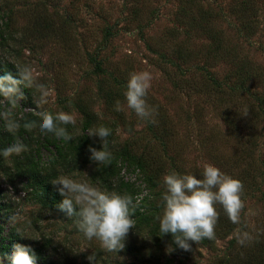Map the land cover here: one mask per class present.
<instances>
[{"label": "rangeland", "instance_id": "374dc122", "mask_svg": "<svg viewBox=\"0 0 264 264\" xmlns=\"http://www.w3.org/2000/svg\"><path fill=\"white\" fill-rule=\"evenodd\" d=\"M33 1L0 0V6L3 2L12 9L25 8L13 10V24L0 38V58L7 62L14 78H19L16 65L33 67L38 82L51 93L49 103L39 110L53 115L61 111L72 114L77 123L60 125L73 139H62L65 159L53 160L47 157L46 148H50L48 143L56 136L41 133L39 128L29 131L23 126L40 120L33 112L38 110L34 99L39 92L22 88L26 98L14 108L0 102V114L10 109L21 124L8 141H0V152L17 140L28 147L19 156L5 159L0 155L3 230H15L31 245L40 246L52 264H93L87 259L93 253L95 264H216L227 248L233 252L255 244L260 247L261 254L256 253L264 264V103L258 107L259 100L255 103L252 96L264 99V0L245 3L247 13L255 21V33L248 38L250 45L236 35L238 24L230 11L243 0L194 1L181 9L187 12L183 23L176 17L178 0H87L86 4H82L83 0L46 1V15L52 24L56 28L60 23L66 25L61 29L62 39L51 42L43 41L35 31L27 34L26 26L30 24H25L26 17L43 16V12H34L28 6ZM205 5L211 9V18L200 30L203 18L199 9ZM7 12L1 7L0 18L4 19ZM108 25L113 32L110 36L104 35ZM217 28L221 29L220 38L226 46L216 55L219 60L210 66L212 75L220 80L229 71L223 59L229 50L228 43L239 46L236 51L240 59L250 61L253 69L249 90L226 105L214 91L205 94L204 84L209 82L195 69L210 49L207 33ZM21 33L25 34L22 39ZM145 70L153 76L146 101L157 109L154 119L165 127L166 136L156 137L150 121L140 119L126 106L124 92L129 74ZM108 84V90L118 94L105 104ZM230 87L226 83L220 85L223 93ZM117 102L122 111L115 110ZM245 109L247 115H243ZM229 118L235 120L234 125L226 122ZM4 125L0 115V137L5 134ZM101 125L111 133L108 150L112 155L107 165H97L89 159V146L99 150L101 143L98 137L87 135L88 129ZM150 155L158 157L165 168L155 183ZM134 163L140 167V170L135 167L136 174L131 169ZM174 163L179 171L174 172L178 174L202 178L203 166L211 164L239 179L244 186L240 227L225 238H218L215 233L210 246L204 240L199 244L190 242V251H176L171 234L160 236L155 217L162 211L161 180ZM31 165L39 168L49 181L67 175L121 195H124L122 181L131 183L136 194L142 190L147 194L139 210L149 220L140 231H129L123 250L105 252L99 241H90L77 230L75 217L68 219L58 209L44 205L27 175ZM12 214L20 217L15 224L9 223ZM242 232L251 236L245 245L238 244L236 239ZM169 247L173 249L170 252ZM0 264H5L2 259Z\"/></svg>", "mask_w": 264, "mask_h": 264}, {"label": "clouds", "instance_id": "9594fccd", "mask_svg": "<svg viewBox=\"0 0 264 264\" xmlns=\"http://www.w3.org/2000/svg\"><path fill=\"white\" fill-rule=\"evenodd\" d=\"M16 69L19 78H14L12 73L7 71L0 76V97L3 98L0 102H6L14 108L26 98L21 89L34 88L39 92V97L34 99L38 110L33 109V112L40 120L27 122L23 125L24 128L29 131L39 128L41 133H53L65 141L72 140L73 136L60 125L75 126L76 117L63 111L53 115L49 111L39 110L49 103L50 90L38 82V75L30 65H16ZM152 80L151 72L146 70L130 73L124 96L127 108L136 116L155 123L154 115L157 109L149 106L146 101ZM115 110H123L119 102L116 103ZM247 113L248 110L245 109L243 115ZM0 115L5 121V131L14 134L21 127L10 109ZM110 134V129L102 125L88 129L87 135L98 137L101 143L99 150L92 146L88 149L91 154L89 159L95 161L97 165L110 163L112 155L108 150ZM27 151V145L17 140L4 148L0 155L8 159ZM201 177L172 172L164 175L162 180L164 189L162 211L155 217L159 223L160 236L171 234L173 243L185 251L191 250L190 242L199 244L204 239H215V226L219 218L217 204L222 207L233 224L241 222V213L244 209L241 198L244 186L239 179L223 173L211 164L203 166ZM51 183L63 197L56 206L57 209L68 219L76 218L75 226L86 239L99 241L105 252H118L124 249V240L129 231L136 226V221L132 217L139 206L138 199L134 202L127 194L102 191L86 181L67 175H60L52 179ZM19 219L18 214H12L9 223L15 224ZM236 239L238 244L245 245L251 240V236L247 232H242L237 234ZM172 250L171 247L168 248L169 252ZM36 258L30 246L17 243L13 245L9 259L10 264H35ZM87 259L95 264L94 253Z\"/></svg>", "mask_w": 264, "mask_h": 264}, {"label": "trees", "instance_id": "16d2710c", "mask_svg": "<svg viewBox=\"0 0 264 264\" xmlns=\"http://www.w3.org/2000/svg\"><path fill=\"white\" fill-rule=\"evenodd\" d=\"M46 1H53V0H35L33 1V4L28 5L29 7H32V11L39 13L43 12V16H38V15H31L30 17H26V22L25 24H30V26H26V31L27 34L32 33V31H35V33L43 40V41H56L62 39L60 37V33H63L64 31L61 29H65L66 25H58L57 28L55 25L52 24L51 20L49 17L46 15L47 11V6H46ZM85 1V2H84ZM87 0H83L82 4H86ZM200 2L201 0H178V10H177V18H181V22H184V17L186 16L187 12L186 10L184 12L181 11L182 8L190 6L192 2ZM244 2L239 1L238 5L236 8H230L231 14L234 16V19L237 21V28H236V35L238 37H242V40H248V38L255 33V21H254V16L251 15V13H247L248 10L246 8V2L248 0H243ZM2 6L0 8H5L9 10V13L7 12L6 16L4 19L0 18V38H3L5 35L4 33L6 32L7 27H10L13 24V19L11 17L13 10L21 11L25 9L24 7L17 6L14 9L10 8V6L6 3L2 2ZM206 7L203 8L202 10L199 9V16L202 19V23L199 25V29L202 30L203 27L206 25L207 20L211 18V9H209L208 5H205ZM180 8V10H179ZM238 8V9H237ZM64 24H66L64 22ZM143 26V25H142ZM142 26L138 27V30L142 28ZM221 29L217 28V30L210 31L207 33V38L209 40V47L210 49L207 50L206 54L207 57H205L204 61H202V64L200 65H195V69H198L201 71L207 78L209 83L204 84L205 89L203 90L205 94L210 91H214L216 96L219 97L221 95L222 100H219L221 103H224L226 105L228 101L230 102L232 99H234L235 96H241L242 93H246L249 90V82L253 78V69L251 68L250 61L247 59H240V56L237 54L236 49L239 48V46L235 44H229L228 47L229 50L226 53V56L223 58L225 59V62L228 63V69L229 71L225 73L220 80L214 77L212 75L210 66L212 64H215V61L219 60V58L216 56L219 54L220 50L222 49L223 46H226L225 43L222 42V39L220 38L222 31L220 32ZM113 32H111V27L110 25L105 27L104 35L110 36ZM8 37H11L10 35H7ZM15 37V36H14ZM18 37V36H17ZM25 34L21 33L19 35V38H24ZM104 39V38H103ZM102 39V41H103ZM248 45H250V41H246ZM229 53H230V58H229ZM174 57V56H173ZM170 62H174V59L172 61V58H169ZM220 59V60H223ZM7 62H4L3 59L0 58V76L4 75L5 72H11L9 67L7 66ZM100 67V66H99ZM114 80V79H113ZM221 83H226L227 85L231 86L230 88H226L228 91L226 93H223L222 89L220 88ZM109 84L107 86V89L104 91V101L105 104L106 102H110L116 93L115 91H109ZM114 92V93H112ZM114 94V95H113ZM253 96V100L255 103L259 100L258 107L261 105V103H264V99H259L255 95ZM254 104V103H253ZM255 105V104H254ZM257 107V106H256ZM261 107V106H260ZM80 110L86 114L87 111L85 108L80 107ZM88 124V121H86ZM227 123H231L232 125L235 124V120L228 119L226 121ZM150 129L154 133L156 137H160L159 135H165L166 136V129L164 126H162L158 121L155 123H152L150 121L149 123ZM12 133H9L5 131V134L1 136L0 141H8L10 139V136ZM62 139L61 138H54L51 142L48 144L50 145V148H46L48 151L47 157L51 159H65L66 152L65 149L63 148L64 146L61 144ZM70 153V152H68ZM71 155V154H70ZM160 159L157 157H153L150 155L149 157V162L153 163V168H154V180L153 183L156 182L157 178L161 174L162 171H164V165L159 162ZM36 162V161H34ZM133 167L131 168L132 170L137 167L140 170V167L138 163L132 164ZM174 171H178V166L177 164H173L170 169L167 170V174H170ZM27 175L31 179V185L33 186L35 190V194L42 199V202L44 205L57 209V205L62 201V198L58 194V192L55 190L53 187L51 181L48 180L47 177H45L41 172L39 171V168L34 167L31 165L28 166L27 168ZM245 176L246 173H245ZM249 177V176H247ZM155 181V182H154ZM162 181V180H161ZM160 181V182H161ZM122 189L124 194H127L133 198V195L135 194L133 185L131 183H127L122 181L121 183ZM164 190H161L160 196L162 197ZM144 201V200H142ZM142 203V202H141ZM140 206H138L134 212L133 219L136 221V226L134 228L135 232L140 231L144 224H147L148 218L143 215V213L139 210ZM216 209L219 212V218L217 221V224L215 226V233L218 238H225L226 236L230 235V233L237 229L238 226L240 227V223L238 224H233L226 216L224 213L222 207L217 204ZM5 221L1 219L0 217V259L4 261L5 264H10V255L13 250V245L14 244H22L26 246H30L33 251L36 254V261L35 264H52L50 261L46 259L44 256L42 249L40 246H33L31 245L25 238L20 236L15 230H12L8 228L7 230H3V223ZM204 241H207V245L210 246L212 240L204 239ZM232 244V243H231ZM174 249L176 251L181 250L179 247L176 245L174 246ZM260 247L259 245L255 244L252 245L251 248L247 249L245 246V249H242L240 251L234 250L233 252L228 251L229 248L225 251L224 254L221 255V258L217 261L216 264H263L260 261V254L261 251H259ZM259 253H256V252ZM264 251V250H263ZM7 254V255H5Z\"/></svg>", "mask_w": 264, "mask_h": 264}, {"label": "built area", "instance_id": "2783aa9c", "mask_svg": "<svg viewBox=\"0 0 264 264\" xmlns=\"http://www.w3.org/2000/svg\"><path fill=\"white\" fill-rule=\"evenodd\" d=\"M138 171V169L137 168H134L133 169V172H135V173H133V174H136V172ZM143 192L142 193H135L134 195H133V200H134V202L138 199L139 200V206H140V204H141V202H142V200H143V197L144 196H147V194H146V192H145V190H142Z\"/></svg>", "mask_w": 264, "mask_h": 264}]
</instances>
